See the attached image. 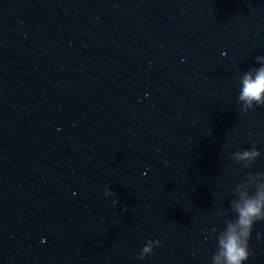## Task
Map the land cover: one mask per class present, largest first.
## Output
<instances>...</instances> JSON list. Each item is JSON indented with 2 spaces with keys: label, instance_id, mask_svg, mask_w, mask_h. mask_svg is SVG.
Returning <instances> with one entry per match:
<instances>
[{
  "label": "water",
  "instance_id": "obj_1",
  "mask_svg": "<svg viewBox=\"0 0 264 264\" xmlns=\"http://www.w3.org/2000/svg\"><path fill=\"white\" fill-rule=\"evenodd\" d=\"M257 57L264 0H0V264H223L264 190Z\"/></svg>",
  "mask_w": 264,
  "mask_h": 264
},
{
  "label": "clouds",
  "instance_id": "obj_2",
  "mask_svg": "<svg viewBox=\"0 0 264 264\" xmlns=\"http://www.w3.org/2000/svg\"><path fill=\"white\" fill-rule=\"evenodd\" d=\"M258 60L264 57H257ZM240 98L248 104H264V66L247 73L242 81ZM247 155V153H245ZM238 218L230 224L220 240V254L215 257L223 264H245L250 256L249 240L257 221L264 220V190L255 197L243 199L236 205ZM262 234L257 233V238ZM147 253L149 248H145Z\"/></svg>",
  "mask_w": 264,
  "mask_h": 264
}]
</instances>
